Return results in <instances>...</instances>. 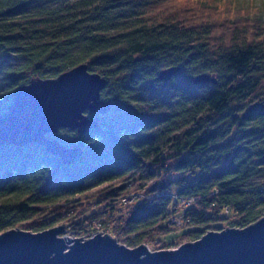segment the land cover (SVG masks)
I'll return each instance as SVG.
<instances>
[{"label":"trees","instance_id":"obj_1","mask_svg":"<svg viewBox=\"0 0 264 264\" xmlns=\"http://www.w3.org/2000/svg\"><path fill=\"white\" fill-rule=\"evenodd\" d=\"M220 2L0 0V116L32 80L81 66L107 104L86 113L97 128L48 136L78 139L69 166L37 144L0 147V234L69 221L76 238L133 249L173 236L176 216L177 249L264 218V9ZM92 204L102 213L82 210Z\"/></svg>","mask_w":264,"mask_h":264},{"label":"water","instance_id":"obj_2","mask_svg":"<svg viewBox=\"0 0 264 264\" xmlns=\"http://www.w3.org/2000/svg\"><path fill=\"white\" fill-rule=\"evenodd\" d=\"M177 74L171 69L162 79ZM207 79L200 77L197 84ZM106 82L81 66L56 79H34L20 88L8 112L0 116V147L40 145L69 166L83 156L49 135L60 129L79 135L97 128L90 114L106 113L101 101ZM109 107V105H108ZM64 228L40 233L21 229L0 234V264H264V218L245 228L210 232L175 250L152 252L147 245L129 248L102 233L91 239L62 236Z\"/></svg>","mask_w":264,"mask_h":264},{"label":"rangeland","instance_id":"obj_3","mask_svg":"<svg viewBox=\"0 0 264 264\" xmlns=\"http://www.w3.org/2000/svg\"><path fill=\"white\" fill-rule=\"evenodd\" d=\"M183 1V0H182ZM194 1H199V0H194ZM230 3H232V4H230ZM242 4V5H241ZM220 5H221V8L222 9H224L226 6H231L232 5V7H234V8H236L238 5L239 6H242V7H239L240 8V14H245L246 16L247 15H254V13H251V12H255V11H259V10H262V9H264V0H221V2H220ZM24 62V60L23 59H21V58H17V59H11V60H7V61H5L4 62V67L7 69L8 67H12V66H15L16 64H22ZM5 69V70H6ZM1 71V73H0V87L1 86H3V85H6V81L4 80V76H2L1 74H3L4 73V75H6V73H7V71H4L3 69L2 70H0ZM26 75H28V74H26ZM43 80H49V78H43ZM101 115V114H100ZM58 137V139L62 142V143H64V145L66 146V147H69V148H73L72 146L73 145H75V144H77V141H78V139L75 137V136H72V135H70L68 132H60V133H58V135H57ZM54 140V139H53ZM75 147H77L76 145H75ZM85 200H83V202H84ZM181 207H184V204H182L181 205ZM103 207H101V205L100 204H98V205H96V204H92V206L90 205V206H88V207H86V208H83L82 210H84V209H86L87 211H91V212H96V213H98V214H101L102 212V209ZM82 210H80V211H82ZM104 211V210H103ZM103 215V214H102ZM172 223H174L175 225H172V226H175L174 228H176L175 229V232L176 233H174L173 234V236H170L168 239H164V238H158L157 240H156V242H155V244H152V245H149L148 247H149V249L152 251V252H159V251H163V250H175L174 248H172V249H166L169 245V243L170 242H172V241H179L180 239V231L178 230V229H181V221H180V218H177L176 216L175 217H173L172 219ZM84 225V227H86L87 229H90L87 225H86V223H83ZM59 226H61V227H63L64 228V234L62 235V236H64V237H68V238H76V237H74L73 236V234H72V229H71V227H72V225H71V223L68 221H65V222H63V224H60ZM96 227H99V224H97V223H94L92 226H91V230H94ZM224 230H226V229H224ZM218 232V231H217ZM100 233H102V232H98V234H100ZM98 234H96V235H98ZM96 235H94V236H96ZM104 235V234H103ZM93 236V237H94ZM93 237H91V238H93ZM91 238H89V239H91ZM77 239H82V238H77ZM83 239H85V240H88V238H83ZM176 241V242H177ZM182 242V241H181ZM163 243V244H162ZM187 243H190V241H188V242H186V243H184L183 242V245L184 244H187ZM157 245H159V247L157 246ZM181 245V244H180ZM179 246V245H178ZM181 247V246H180ZM180 247H178V248H180ZM177 248V249H178Z\"/></svg>","mask_w":264,"mask_h":264}]
</instances>
